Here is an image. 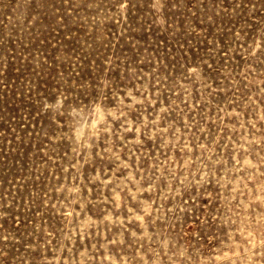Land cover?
I'll return each mask as SVG.
<instances>
[{
    "label": "rangeland",
    "instance_id": "obj_1",
    "mask_svg": "<svg viewBox=\"0 0 264 264\" xmlns=\"http://www.w3.org/2000/svg\"><path fill=\"white\" fill-rule=\"evenodd\" d=\"M0 264H264V0H0Z\"/></svg>",
    "mask_w": 264,
    "mask_h": 264
}]
</instances>
